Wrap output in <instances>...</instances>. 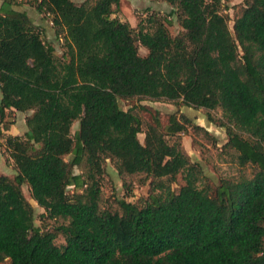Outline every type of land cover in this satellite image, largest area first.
<instances>
[{
  "label": "trees",
  "instance_id": "trees-1",
  "mask_svg": "<svg viewBox=\"0 0 264 264\" xmlns=\"http://www.w3.org/2000/svg\"><path fill=\"white\" fill-rule=\"evenodd\" d=\"M2 1L0 124L30 114L23 135L6 137L16 175L0 173V264H264V0H244L233 29L229 0H159L171 11L137 27L113 16L121 0H36L62 55L15 8L22 0ZM133 99L221 109L224 147L252 176L206 181L180 139L185 114L166 126L156 115L142 142L137 108L121 106ZM108 160L121 176L149 181L148 195L103 207ZM24 184L44 209L42 225Z\"/></svg>",
  "mask_w": 264,
  "mask_h": 264
},
{
  "label": "rangeland",
  "instance_id": "rangeland-1",
  "mask_svg": "<svg viewBox=\"0 0 264 264\" xmlns=\"http://www.w3.org/2000/svg\"><path fill=\"white\" fill-rule=\"evenodd\" d=\"M80 4L85 0H74ZM244 0H229L227 5L223 7V13L228 14L230 27L233 29L235 18L242 13V5ZM15 8L26 11L33 19L36 26L43 32L44 39L53 44L56 48V54L62 55L65 52L64 40L62 37L58 38L55 28L51 23V17L48 14L38 11L36 0H22ZM171 11L169 4L165 1L155 0H121L116 12L113 16H117L123 21H129L133 27H137L140 20L146 18L150 12H158L166 14ZM173 22L170 25V31L177 34L180 30V24L173 16ZM142 54L147 50L140 47ZM145 105L149 109L144 110L141 106ZM123 109L137 108L141 115L144 125L143 132L139 134L140 140L145 139V130L147 124L154 121L157 115L161 119L163 126L168 124L169 118L172 114L180 117L185 114L191 119V123L186 133H181L180 139L185 151L189 154L192 161L200 163L206 176V181L211 185H218L222 178L239 179L242 175L252 176L254 171L251 165L242 167L236 162L234 151L224 147L228 140L226 127L221 126L223 119V112L221 109L209 111L204 108L196 109L193 107L182 105L181 103H174L171 101H154V100H121ZM158 112V114H156ZM28 112H14L9 114L5 122L0 124V128L7 130L0 132V173L14 177L16 169L14 167L13 159L10 151L6 148V137L9 135H23L28 129L26 124V117ZM80 127V121L76 120L72 126V135L74 136ZM74 153L66 155V161H71ZM85 170V165L76 166L75 173H82ZM105 176L103 179V207H112L117 209L118 200L126 199L128 201H137L149 193V181L142 183L143 176H121L118 170L108 160L105 163ZM26 198L35 207V222L37 225H42L41 214L44 209L40 207L37 201L32 197L31 189L28 184L22 186ZM72 187L68 188V192L72 193ZM48 226L55 224L54 221H47ZM57 243L62 245L65 239L62 236L57 238ZM4 264H10L7 259Z\"/></svg>",
  "mask_w": 264,
  "mask_h": 264
},
{
  "label": "crops",
  "instance_id": "crops-1",
  "mask_svg": "<svg viewBox=\"0 0 264 264\" xmlns=\"http://www.w3.org/2000/svg\"><path fill=\"white\" fill-rule=\"evenodd\" d=\"M156 1V0H155ZM157 1H159V0H157ZM2 0H0V6H1V4H2ZM169 7L172 9V7L169 5ZM17 9V8H16ZM18 10H20V9H18ZM21 11H24V10H21ZM0 99H1V91H0Z\"/></svg>",
  "mask_w": 264,
  "mask_h": 264
},
{
  "label": "built area",
  "instance_id": "built-area-1",
  "mask_svg": "<svg viewBox=\"0 0 264 264\" xmlns=\"http://www.w3.org/2000/svg\"><path fill=\"white\" fill-rule=\"evenodd\" d=\"M51 23L53 24V22L51 21Z\"/></svg>",
  "mask_w": 264,
  "mask_h": 264
}]
</instances>
